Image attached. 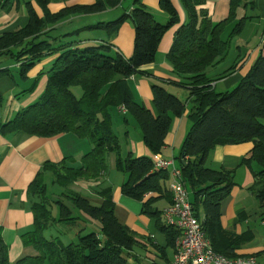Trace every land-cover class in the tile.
Wrapping results in <instances>:
<instances>
[{
    "label": "trees",
    "instance_id": "1",
    "mask_svg": "<svg viewBox=\"0 0 264 264\" xmlns=\"http://www.w3.org/2000/svg\"><path fill=\"white\" fill-rule=\"evenodd\" d=\"M41 8L40 17L30 1L24 5L28 11L25 27L0 37V60L7 57L15 62L27 58L20 69V76L27 80L28 73L37 61L46 55H57L48 72V82L40 99L22 109L11 121L0 122V138L24 133L38 138H52L61 134H74L87 139L93 148L81 158L79 167H72L76 160L65 158L59 163L47 162L28 187L27 195L33 199L32 212L35 230L24 236L25 245L33 247L38 255L25 257L16 264H130L135 259L137 245L135 233L116 216V205L111 188L98 189V203L70 189L79 181H98L108 170L107 159L116 157V169L128 176L122 186V194L143 201L142 213L155 220L158 230L165 235L167 246L175 253L178 231L163 222V211L153 205L160 200L169 205L173 195L166 183L169 174L154 167L150 157L125 158L121 155V143L113 130L110 108H124L134 118L143 135V141L152 156L160 155L171 128L173 118H181L189 109L192 126L175 161L181 168L185 186L190 192L193 210L202 223L214 252L228 258H236V252L253 239L248 230L237 236L223 229L221 205L229 198L235 186V171L206 166L210 152L217 146L253 143L250 159L260 166L253 171L255 183L250 192L264 209V53H261L249 73L231 91L217 93L206 71L217 65L229 52L233 40L240 36L251 17H239V11L247 8L245 0H230L228 17L213 23L203 9L206 0H181L187 22L174 34L173 44L166 56L179 82L177 87L189 90V99L181 102L163 85L153 84V103L156 116L135 101L127 80L133 76H148L144 66L156 60L163 36L179 22V16L171 0H160L161 10L169 16L167 24L157 22L155 16L135 0L133 8L114 21L84 27L61 37L70 38L53 48L47 29L61 21L75 17L99 14L107 8H117L122 0H96L92 5L66 7L52 13L51 0H34ZM20 2V1H19ZM14 0H0V8L10 9ZM134 26L133 53L126 58L113 51L109 42L97 46L78 47L80 34L85 31H103L114 38L123 24ZM227 37L224 38L225 34ZM234 69V68H232ZM8 70L0 71V78L9 76ZM43 73H39L28 92L37 87ZM82 89L77 98L72 89ZM188 106V109H187ZM125 123L128 121L125 119ZM52 174V184L64 189L56 201L48 199L44 174ZM59 208L58 219L52 216L50 206ZM78 210L85 217L99 221L102 239L95 233L82 235L78 243L65 245L60 238L47 240L45 230L54 224L74 226L80 221ZM201 213L204 218L202 219ZM0 264H9V248L0 235Z\"/></svg>",
    "mask_w": 264,
    "mask_h": 264
},
{
    "label": "crops",
    "instance_id": "2",
    "mask_svg": "<svg viewBox=\"0 0 264 264\" xmlns=\"http://www.w3.org/2000/svg\"><path fill=\"white\" fill-rule=\"evenodd\" d=\"M20 1V2H19ZM30 1L42 17L43 12L34 0H14L12 8H0V37L25 27L28 23V11L25 3ZM135 0H122L117 8H107L99 14L87 16H75L67 18L47 29L53 48L69 43L70 38L63 40L61 37L76 30L98 23L116 20L123 13L133 8ZM96 0H51L48 8L52 13H57L66 7L92 5ZM179 16V22L175 24L162 38L156 60L153 64L144 66L142 71L148 76H133L127 83L137 103L142 104L156 116L157 111L153 103L152 85L160 84L175 95L181 102L186 103L189 99L187 88L168 84L170 81L179 82L175 76L172 66L167 62L166 56L173 44L174 34L178 28L187 22L181 0H171ZM249 3L247 8L239 11V17L247 15L251 17L242 34L235 41L236 50L229 59L228 55L217 65L210 67L207 77L212 81V88L217 93H224L236 87L240 81L249 73L253 64L261 54L260 41L264 31V0H245ZM142 4L155 16L157 22L167 24L169 16L161 10L160 0H142ZM230 0H206L203 9L209 14L213 23H219L228 17ZM253 32L247 34L249 29ZM250 29V30H251ZM228 33L225 34L226 38ZM247 36V37H245ZM135 31L134 26L127 22L123 24L118 34L109 39L103 31H85L80 34L78 47L97 46L100 43L109 42L113 51L130 58L133 53ZM245 38V39H244ZM235 40V39H234ZM234 40L229 51L232 49ZM57 55H46L36 62L34 68L28 73L27 80L20 76V69L27 58L15 62L7 57L0 60V71L8 70L9 76L0 78V122L11 121L22 109L35 104L45 91L48 82V72L51 70L52 62ZM234 68V69H232ZM43 73L37 87L33 92H28L33 82ZM72 92L77 98L83 94L82 89L75 87ZM188 109V106H187ZM189 109L181 118H173L171 128L165 140V146L160 154L166 159H177L182 144L192 126L189 119ZM113 130L121 143V155L123 158L131 154L134 157H150L152 154L145 146L143 135L137 121L123 112L121 108H110ZM127 119L128 123H125ZM92 144L87 139H80L74 134H61L52 138H38L24 133L11 134L0 138V235L9 248V264H16L25 257L37 256V251L25 245L24 236L35 230L34 215L32 212L33 199H29L27 190L36 175L47 162L59 163L65 158L73 157L75 164L81 165V158L91 151ZM253 143L239 145L217 146L208 157L206 166L213 170L221 168L235 171V186L231 195L221 205V224L224 230L234 235H241L250 230L253 239L244 244L236 253L238 255L254 256L258 264H264V209L261 208L256 197L250 192L255 183L252 172L260 171V166L252 162L250 167L242 164L244 159H250ZM178 164V163H177ZM107 173L98 181H79L70 189L89 198L93 203H98L96 192L98 189L111 188L112 198L116 205L115 213L119 221L125 224L135 233L137 245L133 255L135 259L129 260L130 264H167L172 261L174 250L166 248L165 235L161 233L155 220L142 213L143 201H137L122 194V186L128 176L116 169L115 155H109L107 159ZM45 183L47 185V197L50 201H56L64 192V189L52 184V174L45 172ZM50 184L54 189L51 194ZM169 186V182L166 183ZM50 195V196H49ZM160 211H164L169 204L160 200L153 205ZM53 205L50 206L53 209ZM58 208V207H57ZM59 209V208H58ZM57 209V210H58ZM75 216L82 221L78 224L80 228L73 238H78L80 231L95 233L101 232L99 221L85 217L78 210H74ZM58 219V216H54ZM202 219L204 218L201 213ZM200 220V219H199ZM83 224V227H82ZM65 226L63 223L54 224L45 232L50 237L60 238L62 236L54 232L55 227ZM62 242L66 244L63 240Z\"/></svg>",
    "mask_w": 264,
    "mask_h": 264
},
{
    "label": "built area",
    "instance_id": "3",
    "mask_svg": "<svg viewBox=\"0 0 264 264\" xmlns=\"http://www.w3.org/2000/svg\"><path fill=\"white\" fill-rule=\"evenodd\" d=\"M260 47L261 53H264V31ZM121 110L126 111L123 107ZM152 161L155 169L169 174L168 189L173 195V202L163 211V222L178 231V237L173 259L167 264H258L254 256L228 258L214 252L193 210L180 166L175 159H166L158 154L152 156Z\"/></svg>",
    "mask_w": 264,
    "mask_h": 264
},
{
    "label": "rangeland",
    "instance_id": "4",
    "mask_svg": "<svg viewBox=\"0 0 264 264\" xmlns=\"http://www.w3.org/2000/svg\"><path fill=\"white\" fill-rule=\"evenodd\" d=\"M251 29V28H250ZM248 30V32H247V34H249L250 32H253V28L251 29V30ZM250 31V32H249ZM245 37H247V36H245ZM245 39V38H244ZM237 40V38H235V40H234V44H233V47H232V49L229 51V59H231L232 58V56H233V53H234V50H236V44H235V41ZM234 88H236V87H234ZM234 88H232L231 90H233ZM230 90V91H231ZM263 122V124H264V120L262 121ZM50 186V192H49V194H51V192H53L54 191V189L52 188V184H50L49 185ZM50 196V195H49ZM58 208L55 206V207H53V209L51 208V213H52V216L54 215V216H59V209L57 210ZM82 227H83V224H82ZM79 229H82V228H80V226L79 225H74V226H68V225H65V226H60V227H55L54 228V232H56V233H58V234H60L61 236H62V240L66 243V244H72V243H74V244H76V243H78V238L76 239V238H73V234H75L77 231H79ZM88 234V232H86L84 235H87ZM45 236L47 237V238H49L50 237V234H49V232L47 231V232H45Z\"/></svg>",
    "mask_w": 264,
    "mask_h": 264
},
{
    "label": "water",
    "instance_id": "5",
    "mask_svg": "<svg viewBox=\"0 0 264 264\" xmlns=\"http://www.w3.org/2000/svg\"><path fill=\"white\" fill-rule=\"evenodd\" d=\"M98 238H99V239H102V235H101V234H100V235H98Z\"/></svg>",
    "mask_w": 264,
    "mask_h": 264
},
{
    "label": "bare ground",
    "instance_id": "6",
    "mask_svg": "<svg viewBox=\"0 0 264 264\" xmlns=\"http://www.w3.org/2000/svg\"><path fill=\"white\" fill-rule=\"evenodd\" d=\"M125 108V107H124ZM199 218V217H198ZM220 254H223V253H220Z\"/></svg>",
    "mask_w": 264,
    "mask_h": 264
}]
</instances>
